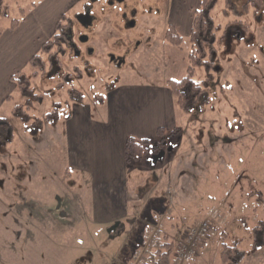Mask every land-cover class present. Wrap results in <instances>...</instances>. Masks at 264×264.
I'll return each instance as SVG.
<instances>
[{
  "label": "rangeland",
  "instance_id": "obj_1",
  "mask_svg": "<svg viewBox=\"0 0 264 264\" xmlns=\"http://www.w3.org/2000/svg\"><path fill=\"white\" fill-rule=\"evenodd\" d=\"M163 1L124 0L111 7L99 2L94 12L112 16H99L93 30L102 35L95 33L99 41H92L93 50L76 58L72 50L58 56L61 68L57 62L47 65L44 75L32 76L29 64L22 69L41 101L27 111V127L13 113L25 101L17 90L0 105V119L12 127L11 140L0 137V264H115L119 260L117 264H129L130 248L140 252L146 248L153 234L147 229L160 231L176 245L193 224L192 217H207L214 206L222 218L214 221L199 264H221L222 243L249 248L251 228L264 221V0L260 10L245 7L248 0H234L238 15L224 14V0L211 10L218 29L213 78L207 81L210 103L190 113L176 106L178 132L165 145L148 148L140 160L127 163L124 179L131 219L121 221L124 233H116L117 228L104 233V227L91 220L90 178L89 184L84 174L72 168L63 146L72 88L82 93L83 103L95 117L105 110L98 99L106 100L112 88H163L168 80L185 77L190 42L185 34L180 46L165 38L170 17ZM86 4L90 0H0V33L10 29L12 20L24 18L36 27L43 29L45 22L50 28L60 15L65 16L69 33ZM131 10L137 11L136 23L124 29L119 15L127 12L129 18ZM113 23L120 28L112 30ZM113 59H119L118 65ZM84 61L88 70H82L78 79L76 70L82 69ZM206 79L204 68L196 67L193 80L202 84ZM53 109L58 118L46 121L45 115ZM225 148L236 149L237 154L223 158L227 169L220 176L222 164L213 152ZM204 149L212 152L207 179L187 180L188 187L185 180L173 181L176 172L183 178L190 171L197 176L192 169L198 171L201 164L196 158L192 163L186 154ZM248 254L242 264H264V247Z\"/></svg>",
  "mask_w": 264,
  "mask_h": 264
},
{
  "label": "crops",
  "instance_id": "obj_2",
  "mask_svg": "<svg viewBox=\"0 0 264 264\" xmlns=\"http://www.w3.org/2000/svg\"><path fill=\"white\" fill-rule=\"evenodd\" d=\"M163 3L170 17V25L174 26L180 35L189 36L193 12L198 8L199 0H164ZM61 16L53 20L50 28L45 22H43V29L39 25L36 27L33 20L24 18L15 29L0 33V105L16 90L9 79L10 76L17 71H22L28 65L29 59L40 51L41 45L52 36V27L54 28L57 23L56 19ZM99 102L101 107L105 106V110L95 117L92 116L90 107L85 106L83 102L72 103V112L65 123L63 146L72 168L84 174L88 178V183L90 178L91 220L96 225H100V229L104 227L102 230L104 233L107 231L106 233L110 234L108 230L115 223L119 225L124 218L131 219L124 179L127 168L124 157L125 140L129 137L136 140H154L157 128L167 131L176 129V103L168 87L130 86L110 89L106 100L101 99ZM234 133L239 134V130ZM191 152H188L186 156L192 160V163H195L194 158H196V162L201 164L198 171L192 169L197 176H193L189 170L190 174L188 172L185 178L179 176L180 172H176L178 175L173 177V181L185 180L187 187V180H193V182L205 180L206 175L211 172L212 152L209 149ZM213 153L220 158L222 164L219 175H225L227 166L223 158H233L237 154L236 149L225 148ZM197 157L202 159L198 161ZM154 176L156 179V175ZM202 218L203 216L192 217L193 224H197ZM220 218H222L221 215ZM124 229L125 226H117L115 232L124 233ZM210 236L211 232L209 239L200 246L195 264H199L202 254L208 249L205 247L211 239ZM251 242L252 239L246 250L241 249L240 243H234L246 252L241 264L249 257V250L250 252L260 250L251 249ZM144 250L145 248L140 252L137 248L133 250L130 248L126 263L128 259L129 264H135L136 260L141 261ZM258 258L257 256L253 260ZM116 262L114 263L117 264Z\"/></svg>",
  "mask_w": 264,
  "mask_h": 264
},
{
  "label": "trees",
  "instance_id": "obj_3",
  "mask_svg": "<svg viewBox=\"0 0 264 264\" xmlns=\"http://www.w3.org/2000/svg\"><path fill=\"white\" fill-rule=\"evenodd\" d=\"M217 1L199 0L198 8L193 12L192 25L188 36L191 50L188 55L189 65L187 67V74L180 80H168L166 82L171 95L175 99L176 106L184 113H190L197 106H206L210 103L207 92V81L213 78L211 71L215 67V42L216 31L218 29L210 13L217 4ZM224 4V14H239L234 0H224ZM262 4L263 0H248L245 7L253 5L257 10H260ZM19 22L18 20H12L10 29H15ZM64 22L65 16L62 15L54 26L55 33L52 38L44 42L41 45L40 51L29 59V66L34 69L31 74L32 76H37L38 74L44 75L47 60L57 54L64 53L63 44H65L67 37V24H64ZM165 38L175 46H180L182 43L181 35L170 24L165 31ZM196 67H203L206 71L207 79L202 84H198L193 80ZM65 75L68 76L69 74ZM9 79L15 85L17 92L25 100L23 104L14 107L13 113L16 116H20L27 127L30 121L27 111L33 103L41 101V96L34 91L29 76L23 71L15 72ZM69 96L72 103L83 102V95L77 89L72 88L69 91ZM101 99L99 98L98 101H101ZM57 118L56 109L45 115L46 121H55ZM177 132V128L171 131L157 128L154 140L127 138L124 143L126 163L132 160H140L147 153L148 148H157L165 145V140ZM0 137H5V141H9L12 138V127L3 119H0ZM240 220L245 224L244 218ZM147 230L148 233L153 232V234L141 255L142 264H179V259L174 254V241L166 239L160 231H153L151 228ZM250 231L252 234L251 249H261L264 247V221L258 220ZM245 255L246 252L235 244L230 246L222 243L219 251L221 264H241Z\"/></svg>",
  "mask_w": 264,
  "mask_h": 264
},
{
  "label": "flooded vegetation",
  "instance_id": "obj_4",
  "mask_svg": "<svg viewBox=\"0 0 264 264\" xmlns=\"http://www.w3.org/2000/svg\"><path fill=\"white\" fill-rule=\"evenodd\" d=\"M106 2V4L108 6H112L114 4V2H120V3H123L124 0H90V4H86L85 7L82 9L81 12H78L77 15L79 14H84L86 13V11L89 13V15L91 16L92 20H91V23L90 24H87L86 25V20L82 19L80 21H78L76 19V16H75V22H76V27L74 30H72L71 32L67 33V37H66V42L65 44H63V51L64 53L62 54H57L56 56H53V57H50L48 60H47V65L51 66L53 63H58L60 65V63L58 62V59L57 57L58 56H64L66 55V52L70 51H74V56L75 58L77 56H81L83 55V53L87 54V52H90L91 50H93L94 48V43L92 41H95V33H96V36L99 37L101 34V32H94V28H95V24H98V21L97 20H100L99 19V16L102 18V17H111L112 14L111 13H106V12H94V6L99 3V2ZM150 11L153 10V8H149ZM137 15V11L136 10H131V14L129 12V18H128V13L127 12H121L120 15H119V20H121V24L120 25L122 28H131L135 25L136 23V20H135V16ZM98 16V17H97ZM102 26H103V29L106 27V24H103L101 23ZM114 26H112V30L114 29H119L120 26L118 24H114ZM107 29V28H105ZM92 30H93V33H94V37L90 36L91 33H92ZM66 31H67V28H66ZM108 34H111V32H109ZM105 35V34H104ZM101 37V36H100ZM96 41H99V40H96ZM96 44V43H95ZM84 54V55H85ZM89 61V59H88ZM120 62L119 59H113V63H115V65H118L117 63ZM83 67L82 69H78L76 70L78 72V79H81L82 78V73L84 72H87L88 70V62L87 61H84L83 62ZM81 66V65H80ZM59 68H61V65L60 67H58V70ZM61 70V69H60ZM84 72H83V71ZM81 71V72H80Z\"/></svg>",
  "mask_w": 264,
  "mask_h": 264
},
{
  "label": "built area",
  "instance_id": "obj_5",
  "mask_svg": "<svg viewBox=\"0 0 264 264\" xmlns=\"http://www.w3.org/2000/svg\"><path fill=\"white\" fill-rule=\"evenodd\" d=\"M217 217V211L210 209L209 217L196 226L187 227L180 241L175 247L176 256L182 261L191 264L198 255V249L207 239L213 220Z\"/></svg>",
  "mask_w": 264,
  "mask_h": 264
},
{
  "label": "water",
  "instance_id": "obj_6",
  "mask_svg": "<svg viewBox=\"0 0 264 264\" xmlns=\"http://www.w3.org/2000/svg\"><path fill=\"white\" fill-rule=\"evenodd\" d=\"M76 19L78 20V21H80V20H82V19H84V20H86V25L87 24H90L91 23V20H92V18H91V16L89 15V13L86 11V13H84V14H79V15H77L76 16ZM83 21V20H82ZM118 226V223H115L109 230H108V232H111V231H114V230H116V227Z\"/></svg>",
  "mask_w": 264,
  "mask_h": 264
}]
</instances>
